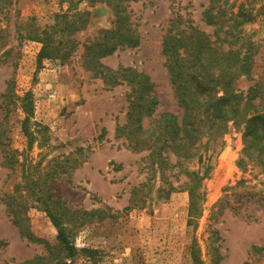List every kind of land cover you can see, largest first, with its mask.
<instances>
[{
  "label": "rangeland",
  "instance_id": "374dc122",
  "mask_svg": "<svg viewBox=\"0 0 264 264\" xmlns=\"http://www.w3.org/2000/svg\"><path fill=\"white\" fill-rule=\"evenodd\" d=\"M212 1H122L119 10L140 45L95 60L97 48L85 50L84 43L115 27L117 0H0V45L6 43L0 48L1 140L19 150L11 164L0 149V264H264V173L250 162L240 166L239 126L229 122L210 141L203 135L197 156L166 169L163 177L150 165L149 151L129 147L122 132L134 89L142 87L133 70L150 77L158 100L145 126L162 112L181 114L163 44L191 27L220 47L223 30L233 26L238 37L227 38L224 52L231 46L244 52L249 41L256 42L254 76L240 77L236 88L246 92L255 81L264 83V0L217 1L229 23L216 33L220 25L207 23L204 13ZM242 4L258 16L235 22L231 16ZM67 22L56 38L78 41L72 56L40 57L43 43L27 34L51 33L49 26ZM28 93L38 122L30 124L29 138L21 103ZM45 172L54 173L47 180L53 198L71 209L98 210L83 223H68L73 257L66 256L57 228L35 201L33 192L47 193ZM191 177L193 198L186 184Z\"/></svg>",
  "mask_w": 264,
  "mask_h": 264
},
{
  "label": "trees",
  "instance_id": "16d2710c",
  "mask_svg": "<svg viewBox=\"0 0 264 264\" xmlns=\"http://www.w3.org/2000/svg\"><path fill=\"white\" fill-rule=\"evenodd\" d=\"M122 1L124 0H117V4L114 5L118 11L115 27L102 30V36L94 37L93 41L86 40L84 43L85 50L97 48L95 60L114 53L119 47L140 45V35L129 27L127 24L129 17L121 14L119 10ZM217 1L219 0L212 1L204 10L207 23L220 25L215 33L229 23L226 19L227 9L225 6L217 5ZM226 1L224 0V3ZM251 10L252 8H247L245 5L243 7L242 4L238 12L232 14L231 19H236L235 22L238 17L253 20L258 14ZM65 16L67 15L63 14L61 17ZM70 25L67 22L64 27L56 23L49 26L52 28L51 33L44 30L42 32L44 34L35 36L31 32L26 37L43 43L40 57L50 55L62 57L63 60L69 59L77 48L78 41L73 38L58 39L56 36L59 32L68 29L67 26ZM191 29L189 34L184 31L179 37L168 35L163 44L181 114L162 112L145 126V116L153 117L158 100L152 92L153 83L150 77L133 70V77L139 78L142 87L134 89V100L128 111L127 123L122 128L124 136L128 139L127 145L136 151H149L147 156L150 159V165L159 169L163 177L166 169L181 165L197 156V142L203 135L209 136V141L217 139L227 130L228 123L233 122L243 130L244 148L243 157L239 161L240 166L250 162L264 173V83L255 81L246 92L236 88L240 77L252 79L254 76V55L258 47L257 43L249 41L244 52L238 49L235 52L232 46L229 51L224 52L221 45L227 42L229 36L234 38L237 36L233 26L223 30L226 39L220 41V47L213 46L209 34L196 27ZM4 45H6L5 42L0 45V48ZM178 48H182L184 52L178 53ZM175 51L177 53L173 55ZM213 69H218L219 72L215 74ZM220 90L223 91L221 95H219ZM21 103L26 111L22 129L29 138L34 133L30 124H38L33 121V103L30 93L21 98ZM2 135L0 132L3 161L4 163L10 161L13 164L19 150L7 149L1 140ZM171 153H174L176 158L174 163L171 161ZM25 173L26 177L30 178L26 171ZM53 175V172H45L44 179L41 178L47 193L43 194V188L33 193L38 195L35 201L40 203L41 208L48 213L57 228L59 241L67 252L66 256L73 257L76 254V247L70 239L72 232L68 228V223H73L78 218L81 219L80 223H83L87 216L94 215L98 210L71 209L65 202L53 198L47 183ZM191 175L194 174L191 173ZM193 181L194 178L191 177L186 182L192 198L196 196ZM168 186L169 191H175L172 182H168ZM56 264L70 263L60 261Z\"/></svg>",
  "mask_w": 264,
  "mask_h": 264
}]
</instances>
